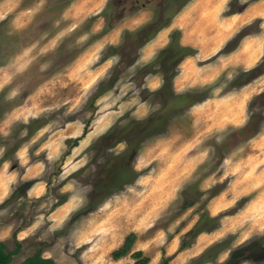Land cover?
Masks as SVG:
<instances>
[{"label":"rangeland","instance_id":"rangeland-1","mask_svg":"<svg viewBox=\"0 0 264 264\" xmlns=\"http://www.w3.org/2000/svg\"><path fill=\"white\" fill-rule=\"evenodd\" d=\"M38 1L25 25H16L15 13L0 22V171L21 173L20 159L39 162L47 183L41 197L26 196L33 181H22L0 199L10 264L37 254L56 264H135L136 251L148 264H264V42L248 69L230 55L221 63L219 53L206 60L213 63L207 73L187 60L178 92L203 100L178 110L150 89L161 73L153 64L159 32L146 43L150 50H139L129 33L162 17L169 0ZM253 3L260 15L221 55L264 22V0H229V14ZM116 14L134 20L123 41L111 31ZM169 31L180 41V30ZM223 97L228 104L219 103ZM156 111L165 122L148 129ZM85 128L92 142L73 151ZM138 137L136 151L121 157ZM123 163L128 175H108ZM60 202L70 205L54 218ZM131 233L132 250L115 259ZM217 243L225 244L208 252ZM206 252L212 260L205 262Z\"/></svg>","mask_w":264,"mask_h":264},{"label":"crops","instance_id":"crops-1","mask_svg":"<svg viewBox=\"0 0 264 264\" xmlns=\"http://www.w3.org/2000/svg\"><path fill=\"white\" fill-rule=\"evenodd\" d=\"M37 1L38 0H0V22L5 19L7 15L15 13V23H17L16 25H20L18 27H21V25H25L26 23H28L27 20L30 17L34 16V14L32 16H28L27 13H34V10H32L31 8H34V5L37 4ZM191 1L192 0H188L187 3L181 8V10L175 15L174 19H172L173 21H171V25L160 30L159 36H157V38L155 37V41H157L158 46L153 52V54L159 49L165 48L171 42L170 38L172 32H170L171 30L169 31V29L180 30L182 32L180 43L184 46H189L195 49L194 54L185 57L179 63V74H177L173 79V87L175 92L177 93H181L178 92L180 91V88L177 87V81L184 75V72L186 70V66L184 65L187 60L190 59L191 61L193 60L197 62L198 68L195 69V72L207 73V65H212L213 63L211 61L206 62V60L217 56L219 53V61H221V63H228V57L230 55V58L235 59V63L239 65V67L248 69L253 67L258 58L262 55L261 43L264 42L263 22L262 30L253 31L241 37L240 41L233 48L230 54L224 53L221 55V50L229 43V41L233 40L236 33L246 24L249 25L253 23L255 14H259V8L257 7L258 4H255L259 1H256L251 5H246V7H244L243 9H240L230 14L228 13V10L230 8L229 0H194L193 2ZM196 8L197 10H195ZM22 13L25 14L23 15ZM196 14H198L199 21L196 20ZM126 18L127 16H122L119 20L116 21L114 27L111 29V31L115 32L116 39L118 38V35L121 36V41H123V31L125 29L131 30L130 27L132 26V23L134 21L126 20ZM164 33L167 34L165 35ZM109 43L114 45L117 44V42ZM151 43L144 44L139 50L152 49L153 46ZM104 60H107V58ZM159 72L161 73L159 75L157 86L153 88L149 86V83L146 84L147 87H151L150 89L152 90L161 89L164 84V77L162 71ZM153 76H155V74L149 73L145 76V79L148 82V80H150ZM184 92L187 91L185 90ZM219 103L221 105L228 104L225 97L220 98ZM223 116H225V114H223ZM75 133L76 134H70L66 137L73 138L80 135L79 132ZM91 137L92 135L90 133L83 137V139L80 140L75 147H73V151L82 149L89 145V143L93 140V138ZM16 153L17 157L20 158L23 156L24 152L22 151V149H20ZM19 164L21 165V167L24 168L21 173L17 172L15 168L5 170L3 166V169H1V171L3 170L2 173L4 175L0 180V199H4L6 195H10L11 191H13L17 184L22 181H33L26 190V196L36 198L43 196L47 191V183H45L44 179L41 178V164L39 162H24L23 159H20ZM68 204L69 203L67 202L61 204L59 208L53 212L54 214H52V217H61L65 212V209L69 207ZM18 231V239L20 242L25 239L24 236L21 235L22 233H30L28 227L22 228ZM6 235H9L8 231H6L5 234H2L1 232L0 241H5L4 237H6ZM11 236H15V230H12Z\"/></svg>","mask_w":264,"mask_h":264},{"label":"trees","instance_id":"trees-1","mask_svg":"<svg viewBox=\"0 0 264 264\" xmlns=\"http://www.w3.org/2000/svg\"><path fill=\"white\" fill-rule=\"evenodd\" d=\"M188 0H169V6L164 9V12L162 17L158 16L156 17L152 22L144 25L141 27L137 32H129L130 35L136 36V42L139 48L146 44L149 40L154 38L156 34L163 29L164 27L168 26L172 20L173 17L169 19H165L163 16L166 12L171 13L173 16H175L181 8L187 3ZM121 17L118 16L114 22L110 24V26H114L116 21L119 20ZM180 38V33L178 31H175L171 35V42L170 44L162 49L157 56V58L154 60L153 64H158L160 65V69L163 71L164 75V84L159 91L162 93L161 98L167 102L168 105H170L172 108L174 107H179L178 110H181L187 106H190L196 102H200L203 99L200 98L198 99L197 96L188 93H183L179 94L175 92L174 87H173V79L175 76L179 73L178 71V66L179 63L187 56L192 55L195 53V49L189 46H184L180 43L179 41ZM131 39L127 38L125 39L124 44L128 43ZM124 46V45H123ZM136 59V58H135ZM152 65V64H151ZM148 73H153L152 71ZM162 111H156V113L153 115L154 118L152 117L150 120V124L148 126V129L154 128L158 125H161L162 123L164 124V115L161 114ZM164 121V122H163ZM33 125L35 128H38L41 126L40 124L42 123L41 120H32ZM162 124V125H163ZM34 128V129H35ZM142 128V127H141ZM34 131V130H33ZM140 135H143L144 130L140 129ZM32 133V131L30 132ZM87 133V128H85L84 133L82 136L77 137L73 143L72 147L76 146L78 144V141L81 139V137L85 136ZM140 138H135L130 141L127 150L123 152L120 156H125L124 154L129 155V153H134L136 151V148L134 149V146H136V142H138ZM136 141V142H135ZM127 167L125 166V163L122 164L120 167H116V169H107L108 175L110 177H113L116 174H123V175H128L130 172H128ZM63 202H60L58 205L62 204ZM89 209V207H86L83 210ZM211 217V216H208ZM136 234L131 233L129 234L126 239L124 244L117 250L113 252V257L115 259L121 258L123 256H126L131 250L132 246L135 241ZM225 243H217L213 245V247L208 251L210 252L211 250L213 251L214 249H220L224 246ZM242 254V253H241ZM14 255L13 251H8L6 245L0 241V264H9L12 260V257ZM207 252L203 256V260L210 261L212 259L207 258ZM238 255V254H236ZM134 258H137L138 261L135 262V264H148L149 258L147 257H142L143 252L142 251H136L132 254ZM243 256V255H242ZM141 258V259H140ZM55 264V262L50 259V258H43L41 257L40 254H37L34 257H30L26 260L25 264ZM167 263V261H165Z\"/></svg>","mask_w":264,"mask_h":264},{"label":"flooded vegetation","instance_id":"flooded-vegetation-1","mask_svg":"<svg viewBox=\"0 0 264 264\" xmlns=\"http://www.w3.org/2000/svg\"><path fill=\"white\" fill-rule=\"evenodd\" d=\"M117 1H119V0H115V2H117ZM139 1V0H138ZM153 1V0H152ZM164 1V0H163ZM146 6H148V4L147 3H143L142 4V7H138V8H144V7H146ZM165 9V8H164ZM116 16V18L118 17V16H120L121 17V14L119 15V14H116L115 15ZM114 20H116V19H114ZM160 66V65H159ZM162 71V70H161ZM162 74H163V71H162ZM163 77H164V75H163ZM164 79V78H163ZM3 242V241H2ZM4 243V242H3ZM5 244V243H4ZM6 245V244H5ZM41 255V254H40ZM36 256V255H35ZM31 257H34V256H31ZM41 257H43L42 255H41ZM28 258H30V257H28ZM27 258V259H28ZM43 258H45V257H43ZM26 259V260H27ZM50 259H52V258H50ZM26 260H25V263H26ZM53 260V259H52ZM54 261V260H53ZM55 262V261H54ZM10 264V263H9ZM33 264H37V263H33ZM56 264V263H55Z\"/></svg>","mask_w":264,"mask_h":264},{"label":"bare ground","instance_id":"bare-ground-1","mask_svg":"<svg viewBox=\"0 0 264 264\" xmlns=\"http://www.w3.org/2000/svg\"><path fill=\"white\" fill-rule=\"evenodd\" d=\"M154 45V44H153ZM148 54V53H147ZM243 185H244V183H243ZM247 185V184H246ZM241 187H243V186H241ZM236 190H238L239 189V187L238 188H235ZM234 193H237V192H234ZM217 207L218 206H216V201H214L213 203H212V208H213V210H216L217 209ZM207 239H209V238H207ZM205 240V239H204ZM203 240V241H204ZM202 241V242H203ZM205 241H207V240H205ZM205 243V242H204ZM201 245V244H200ZM202 248V247H201Z\"/></svg>","mask_w":264,"mask_h":264}]
</instances>
